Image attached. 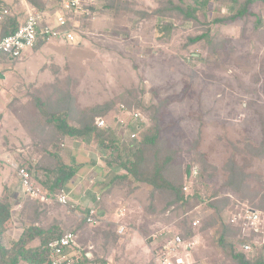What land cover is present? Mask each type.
<instances>
[{"label": "rangeland", "instance_id": "obj_1", "mask_svg": "<svg viewBox=\"0 0 264 264\" xmlns=\"http://www.w3.org/2000/svg\"><path fill=\"white\" fill-rule=\"evenodd\" d=\"M245 1H99L86 17L69 18L74 43L46 41L21 60L2 63L0 199L10 202L13 217L24 228L73 231L98 264H152L148 237L165 226L195 241L185 264H236L216 244L214 214L206 203L192 202L186 211L167 208L169 197L152 194L150 187L110 186L123 171L115 155L88 139L66 138L57 149L64 163L84 175L71 189L64 188L75 207L41 203L22 193L16 174L20 165L42 191L56 194L46 188L45 170L55 147L45 140L51 130L41 132L36 122V102L44 105L68 91L79 109L103 107L107 113L95 117L94 125L103 119L108 128L100 130L110 129L128 146L136 143L129 135L137 127L141 135L156 124L160 154L173 156L169 174L183 181L190 171L185 183L204 201L225 200L220 217L229 226L235 251L264 259V0H251L250 14L232 19ZM24 2L32 5L29 0L7 4L11 15L1 29L24 22ZM175 7L190 15L184 17ZM200 35L205 38L192 42ZM133 110L141 113L139 121L128 114ZM231 170L237 175L233 183ZM192 171L197 174L193 179ZM238 203L261 212L260 233L237 223ZM93 207L97 221L89 224L85 219ZM193 221L199 224L192 226ZM22 229L15 226L14 240ZM14 240L2 236L5 247Z\"/></svg>", "mask_w": 264, "mask_h": 264}, {"label": "trees", "instance_id": "obj_2", "mask_svg": "<svg viewBox=\"0 0 264 264\" xmlns=\"http://www.w3.org/2000/svg\"><path fill=\"white\" fill-rule=\"evenodd\" d=\"M228 1L237 3V0ZM43 2L45 1L29 0V3L37 9L44 7ZM251 3V0H246L232 19L250 14L247 6ZM175 9L184 17L190 15L189 10L184 11L179 7H175ZM16 29L17 27H4L1 29V35H8ZM203 38H205V35H200L193 38L192 42L195 43ZM42 44L43 42L37 41L33 49H38ZM75 103V96L68 91L61 93L54 100L44 105L40 101L36 102L38 114L36 122L41 132L45 129L51 130L45 140L48 141L47 144L55 147L51 155L50 166L45 169L49 175L48 185H46L48 191L58 193L64 190L78 169L76 165H68L59 158V152L57 153V151L60 150L61 141L66 138L91 140L97 145H102L104 149L109 151L110 155H115L113 160L123 171L122 174L113 178L110 186L127 183L132 191L142 186L150 187L152 194H165L169 197V201L165 204L167 208L177 206L186 211L192 202L196 204L206 203L205 205L212 209L214 214L213 220L217 227L216 244L226 251L227 256L236 264H264V259L261 257L248 259L243 253L235 251L233 241L229 240V226L220 217L226 206L225 200L210 197L204 201L202 193L197 189H191L190 193L185 194L183 186L185 178L190 176V171L186 173L183 181L182 179L177 180L172 174H169L168 168L173 156L169 154L162 156L160 154V134L156 124L141 135H138L140 131L136 132L134 139L136 143L134 144L135 148H133L134 145L124 144L110 129L104 131L94 125L95 117L105 116L107 113L103 107L79 109ZM19 167L25 166L20 165ZM198 176L201 179L200 173ZM236 179V171L231 170L229 182L233 183ZM12 216L10 202L6 198L0 199V264H49L46 245L49 241L60 237L64 232H60L55 226L39 227L31 225L23 228L19 238L10 247H5L2 244V236L5 232V226L11 221ZM181 235L184 237V234ZM149 237L148 243L150 242ZM243 244H248V242L245 241Z\"/></svg>", "mask_w": 264, "mask_h": 264}, {"label": "built area", "instance_id": "obj_3", "mask_svg": "<svg viewBox=\"0 0 264 264\" xmlns=\"http://www.w3.org/2000/svg\"><path fill=\"white\" fill-rule=\"evenodd\" d=\"M99 1L104 0H45L44 7L37 9L24 2L25 20L17 29L5 36L1 35V27L4 21L10 17V8L0 2V65L21 60L26 52L33 49L37 41L46 42L57 40L63 43L72 44L76 40L73 31V22L70 17H86L89 15V8L95 6ZM75 26V25H74ZM1 75V72H0ZM1 81V79H0ZM123 112L125 108L121 106ZM133 121H139L141 113L133 110L128 113ZM95 126L98 129H107L105 121L97 118ZM138 131L139 127L136 128ZM136 133L129 135L130 140H134ZM16 174L22 189V193L41 203L54 201L60 205L75 207L76 203L70 205L68 194L62 190L54 195L47 191H42L33 181L31 172L26 167H16ZM193 176V177H192ZM197 174L191 172L192 179ZM191 182V180H188ZM192 184V183H191ZM191 185L187 183L183 186L185 194L190 193ZM239 214L237 223L243 230L253 233H260L263 228L261 212L250 208L248 205L239 204ZM173 208V207H172ZM95 207L91 208L86 216V221L91 224L97 221ZM170 209L167 210V214ZM199 223L193 221L192 226ZM124 226H121L118 233H122ZM152 264H185V256L195 245V241L185 240L179 233L165 226L160 231H154L149 237ZM243 249L248 251L249 244L243 245ZM49 264H98L92 259L90 252L77 243L76 234L73 231H65L60 237L49 241L46 245Z\"/></svg>", "mask_w": 264, "mask_h": 264}, {"label": "crops", "instance_id": "obj_4", "mask_svg": "<svg viewBox=\"0 0 264 264\" xmlns=\"http://www.w3.org/2000/svg\"><path fill=\"white\" fill-rule=\"evenodd\" d=\"M10 1L11 0H0V2H2V3H4L6 6H8L7 4L8 3H10ZM253 1V0H252ZM10 8V7H9ZM31 51V50H30ZM30 51H28V52H26V54H29V52ZM79 172V170L77 169V172H76V174H75V176L70 180V182L67 184V186L66 187H68L69 189H71L74 185V183H76V182H78V183H80V180L81 179H83V177H84V175H82V174H79L78 173ZM11 222H12V225H7L6 224V226H5V232H4V234H6V235H10V237H11V239L12 240H14V237H15V235H14V230H15V226L16 225H20L22 228H24V226H22V224L18 221V219H16V218H14L13 216H12V219H11ZM9 223V222H8ZM22 231H23V229H22ZM22 233V232H21ZM21 235V234H20ZM19 238V237H18ZM17 238V239H18ZM16 239V240H17ZM15 241V240H14Z\"/></svg>", "mask_w": 264, "mask_h": 264}, {"label": "water", "instance_id": "obj_5", "mask_svg": "<svg viewBox=\"0 0 264 264\" xmlns=\"http://www.w3.org/2000/svg\"><path fill=\"white\" fill-rule=\"evenodd\" d=\"M0 79H1V80H3V79H4V76H3L2 74L0 75Z\"/></svg>", "mask_w": 264, "mask_h": 264}]
</instances>
